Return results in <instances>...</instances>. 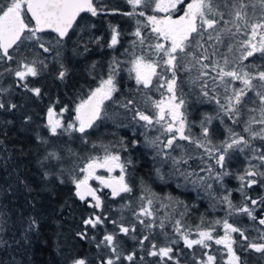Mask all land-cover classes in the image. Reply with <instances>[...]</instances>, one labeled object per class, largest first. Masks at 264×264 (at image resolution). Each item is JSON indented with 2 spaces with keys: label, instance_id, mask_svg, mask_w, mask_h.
I'll use <instances>...</instances> for the list:
<instances>
[{
  "label": "snow or ice",
  "instance_id": "6c2138e0",
  "mask_svg": "<svg viewBox=\"0 0 264 264\" xmlns=\"http://www.w3.org/2000/svg\"><path fill=\"white\" fill-rule=\"evenodd\" d=\"M125 3L130 10L120 12L109 9L102 0H0V64L7 65L0 76L5 72L12 75L23 82L19 87L38 98L42 90L29 87L28 78L42 75L51 60L58 65L56 79L64 81L69 69L62 54L73 36L78 37L74 54H82L81 46L87 53L92 43L113 50L123 46L125 34L118 25L109 24L108 39L101 44L103 37L92 34L96 25L88 23L84 14L95 18L119 13L135 23L128 34L133 37L128 46L120 56L111 58L94 88L79 96L71 107L63 105L58 109L59 99L47 107L42 127L48 135L36 134L37 143L44 146V155L38 161L42 178L59 184L70 182L74 196L92 209L103 208L105 189L109 190L106 195L113 199L133 193L129 169L134 170V161L130 157L122 159L121 152L113 150L115 145L93 144L92 148H99L102 153L81 156L68 143L79 139L88 144L89 130L97 121L109 118L106 102H110L130 114L129 124L120 126L142 130L139 134L145 147L152 150L153 161L158 160L161 166L170 163L173 174L199 188L211 207L222 210L224 216L208 220L202 215L194 229L186 227L182 219L173 221L169 217L157 222L159 209L153 210L152 198L155 194L141 179L142 193L146 194L139 197L142 204L132 213L136 223L109 221L116 231L106 232L95 242L98 250L106 249L108 253L99 256L97 264L124 261L133 264L137 253L121 251L122 242L118 240L121 234L126 237L131 234L130 238L137 241L142 251L148 242L146 254L158 258L156 264H182V250L175 247L179 241L189 250L197 246L203 249L199 257L193 253L194 264H248L246 253L259 254L264 261V195L250 194L256 187L264 189V0H125ZM90 67L95 71L96 64ZM124 72L134 81L135 88L116 99L121 90L119 78ZM9 91L10 87L0 88V94ZM193 100L213 106L211 113L201 115L198 124L190 120ZM17 107L0 96V110L13 111ZM31 119L25 116L24 122ZM214 122H219L224 132L218 142L213 138ZM194 126L200 129L198 135L192 131ZM236 126L241 131H236ZM63 137L68 141H63L60 147H48L53 138ZM139 143L132 141L133 147ZM119 146L122 151L128 150L124 138ZM0 160H3L0 167L6 168L11 157ZM233 160H242V165L232 168ZM190 162H195L196 167ZM100 169L108 175L98 174ZM117 170L119 174L113 175ZM155 172L163 179L161 167H156ZM17 179L26 192L33 191L26 180L19 178V173ZM229 180L236 181L235 187L229 186ZM90 181L98 182L99 187ZM13 187L9 184L3 191L11 192ZM234 193L239 194L238 201ZM127 207L130 203L122 205ZM187 213L185 205L179 215ZM9 216L0 207V251L12 248L4 238L9 231ZM239 217L252 221L251 227L239 226L238 219H234ZM106 220V215L94 211L82 223L85 229H96ZM137 224L148 234L138 237ZM168 224L179 241L165 231ZM157 228L165 239L160 246L150 240V234ZM38 229L35 217L26 220L22 217L20 238L13 236L12 243L29 244L31 234ZM76 236L88 238L86 230ZM213 244L219 246L215 252ZM139 259L144 261V256ZM0 264L22 262L13 256L10 261L0 260ZM69 264L90 262L86 257L72 256Z\"/></svg>",
  "mask_w": 264,
  "mask_h": 264
},
{
  "label": "trees",
  "instance_id": "16d2710c",
  "mask_svg": "<svg viewBox=\"0 0 264 264\" xmlns=\"http://www.w3.org/2000/svg\"><path fill=\"white\" fill-rule=\"evenodd\" d=\"M109 9H119L120 12L129 11L130 6L125 3V0H102ZM150 14V13H149ZM88 23H94L95 29L92 34L95 36H102L101 44H105L109 35V24L118 25L121 31L125 34L123 37V46H118L116 50L109 49L105 46L101 47L97 44H89V51L83 52V47H80V53L74 54L73 48L76 46L77 36H73L71 41L66 43L65 50L62 54L63 62L69 69L68 75L64 81L56 79V71L58 65L49 60V69L42 73V75L28 78L29 87H39L42 90V96L36 97L31 92L26 91L19 84L23 82L17 81L12 75L3 73L0 76V88H9L8 93H2L0 96L5 101H11L18 105L16 110L5 111L0 110V157L5 160L10 156L7 167H0V207H4L10 214L9 216V231L4 234V238L12 244V248H5L0 251V260L10 261L14 256L22 264H69V258L72 256L86 257L90 264H97V258L101 255H107V250H98L95 247V242H98L106 232H114L116 228L111 224L110 220H118L125 225L136 223L132 213L138 211L142 201L139 197L142 194L141 179L147 185L151 192L155 195V205L165 204L163 202L164 196H174L178 202L188 206L187 215L181 219L188 225H196L200 223L201 216H206L208 219L218 218L222 216L221 212L211 210L212 207L206 198H203V192L194 186L185 184L182 177H178L170 170L169 165L161 166L160 162L153 161L152 150L145 147L143 137L139 132L131 126L122 127L121 123L128 125L130 114L125 113L123 109L106 102V111L109 118L97 121L96 126L89 130L88 144H82L79 139L68 141L67 137L60 140L53 138L49 148L60 147L63 141H68L72 148L80 153L81 156H87L94 153H102L99 148L93 149L92 145H115L114 151H120L122 159L131 158L134 161L135 167L129 169V179L133 185L134 191L131 194H125L121 199L111 198L106 195L108 192L102 194L104 206L102 209H92L86 203L80 201L74 196V186L69 182L59 184L55 180H44L42 178V169L38 163L44 155V146L36 141V134L47 136V130L42 127L45 122V114L47 107L55 100L59 99L60 104L57 108L68 105L71 107L79 96L85 95L90 88L97 85L100 75L106 71L107 65L113 56H120L123 48L128 46V41L132 39L129 33L134 30L135 23L133 19L117 14L101 15L95 18L84 14ZM143 19V18H141ZM84 40H88V36H84ZM95 63V71L91 70V65ZM15 67L14 64L11 65ZM7 67V65L0 64V72ZM120 79V93L116 94V99L122 96H127L131 90L135 88L134 81L128 79L127 73H121ZM187 91V89H185ZM157 96L156 93H152ZM158 98V97H157ZM194 104L196 105L195 101ZM197 110L193 113L190 111V120L195 117L201 118L203 113H211L213 106L209 104H197ZM195 114V115H193ZM31 116L30 122L25 123L24 117ZM119 116L118 118H116ZM65 119H68V113H65ZM11 121V123H7ZM198 124V122H197ZM197 126L193 127V131H197ZM215 134L214 141H219L224 136L223 128L219 122H214ZM237 131H241L239 126H236ZM155 134V133H153ZM77 136L79 134H76ZM124 138L127 144V151H122L119 146V141ZM139 140L140 143L133 147L132 141ZM181 143V142H180ZM240 160H233V164ZM3 160H0V164ZM192 163L195 168L196 163ZM156 167H161V174L163 179L157 176L155 172ZM240 167V165H238ZM237 167V168H238ZM15 169V171H14ZM235 169V168H234ZM26 180L32 187V192H26L19 184L17 179ZM9 184L14 185L11 192H5ZM236 181L229 180V186L235 187ZM98 187V185H97ZM256 189V190H255ZM250 190V194L254 197L263 195L260 188ZM169 195V196H168ZM236 200H239V194L234 193ZM171 198V197H170ZM130 203V207L122 208V205ZM34 205V206H33ZM159 207V206H158ZM164 208H160L156 216L157 222L160 218L168 219L170 216H162ZM97 214L106 215L108 220L96 229L87 228L82 221L93 212ZM33 216L39 223L38 231L31 234V242L29 244L16 245L12 243L13 236L15 239L20 238V221L23 217ZM178 217V216H175ZM175 217L171 218L173 221ZM246 219V217H245ZM247 220V219H246ZM242 220H240L241 222ZM250 223L248 228L251 227ZM136 235L142 236L148 234L147 230L139 224L136 225ZM87 231V239H80L76 236L77 232ZM165 231L174 239L179 241V237L173 235L172 225L168 224ZM154 234H150V240H154L158 246L165 243V239L160 235V230L154 229ZM252 234V233H251ZM95 237V241L92 240ZM131 234L129 236H118V240L122 242L121 251L129 253L136 251L137 256L133 264H156L158 258L148 257L146 252L149 247L148 242H145L144 250L142 251L137 241L132 240ZM180 242V241H179ZM177 248L178 245H175ZM181 249V247L179 246ZM195 249V248H194ZM256 253H246L248 255ZM259 255V254H256ZM144 256V261L139 259ZM123 264H129L124 261ZM251 264V263H248ZM252 264H264V261L255 260Z\"/></svg>",
  "mask_w": 264,
  "mask_h": 264
},
{
  "label": "rangeland",
  "instance_id": "374dc122",
  "mask_svg": "<svg viewBox=\"0 0 264 264\" xmlns=\"http://www.w3.org/2000/svg\"><path fill=\"white\" fill-rule=\"evenodd\" d=\"M190 99H193V98H191L190 97ZM198 103H196V105H197ZM196 105L194 104V100H193V104H192V106H191V108H190V111H193V113L194 112H196V110H197V107H196ZM192 114V113H191ZM193 115H195V114H193ZM119 116H117L116 118H118ZM191 117V116H190ZM196 120V118L194 117L193 118V121H195ZM199 120H200V118L199 119H197V121L196 122H199ZM198 127V126H197ZM193 131V130H192ZM199 131H200V129H199V127L197 128V131H193V133L194 134H196V135H198L199 134ZM237 131V130H236ZM223 137H221L220 139H222ZM181 143H184V142H181ZM242 165V160H240V163L239 162H237L236 163V165ZM238 165L237 166H235L234 164H233V167L234 168H237L238 167ZM98 174H102V175H108V173H106L103 169H100V170H98ZM119 174V172H118V170L116 171V172H114L113 173V175H118ZM170 176H172V177H174V174H170ZM178 176V175H177ZM179 177V176H178ZM91 182V181H90ZM185 184H189L190 186H193L191 183H187L186 181H185ZM257 188H260V187H257ZM255 189V188H254ZM256 190V189H255ZM260 190L263 192L262 194L264 195V189H261L260 188ZM169 196V195H168ZM169 197H171V200H169V199H167L168 197L167 196H164V198L162 199L163 200V202H165V204L164 205H170V204H173L174 205V209L173 210H175L176 211V213H177V216L178 217H175V219H181L182 217L179 215L181 212H183L184 211V204L183 203H181V202H178V201H176L175 199H173L174 198V196H169ZM254 197V196H253ZM203 198H204V194H203ZM236 199H238V198H236ZM206 200L208 201V199L206 198ZM238 201V200H237ZM156 206H157V204L155 205V203H154V208H153V210L154 211H156ZM159 207H157V209H160L161 207H160V205H158ZM211 210H214L213 208L211 209ZM215 211H219V212H221L222 214V216H224V212L222 211V210H218V209H215ZM163 214H162V216H164V214L165 215H170V214H172L171 213V211H170V207H167V208H164L163 209V212H162ZM156 216H157V214H156ZM222 216H218V218L219 217H222ZM161 219V218H160ZM174 219V220H175ZM207 219H208V217H207ZM212 219H215V218H212ZM211 219V220H212ZM234 219H238V221H239V226H241V227H248L249 225H250V223L252 222V221H250V220H248L247 219V217H246V219H245V217H239V218H234ZM208 220H210V219H208ZM240 220H242L241 222H240ZM182 223L187 227L188 226V224H186V223H184V221L182 220ZM197 224H199V223H196V225ZM196 225H193V229L195 228V226ZM218 231H219V229H218ZM252 235H255V233L253 232L252 233ZM217 247H219V246H216V245H214L213 244V248H212V251L213 252H215V250H216V248ZM202 252H203V250L202 249H200L198 246L197 247H195V250H194V253H195V255H197V257H198V254H202ZM255 260H258V261H262V260H260L259 259V255H256V254H252V255H248V263H251L252 264V262H255Z\"/></svg>",
  "mask_w": 264,
  "mask_h": 264
},
{
  "label": "flooded vegetation",
  "instance_id": "af4514ba",
  "mask_svg": "<svg viewBox=\"0 0 264 264\" xmlns=\"http://www.w3.org/2000/svg\"><path fill=\"white\" fill-rule=\"evenodd\" d=\"M90 183H92L94 187H97V185L99 187V184L96 181H91ZM105 192H109V190L105 189ZM157 207H158V205L156 206V209H157ZM173 209H174V205L173 204H170V211H171L172 214H170L169 216L171 218L177 216L176 211L173 210ZM156 214H157V216H159L158 211H156ZM188 226L193 227V225H188ZM177 245H178L177 249L182 250V254L180 255V259L182 261V264H194V261L192 259V256H193V253H194V250L195 249L189 250V249L185 248L182 241H180ZM179 246L181 247V249L179 248ZM201 255L202 254H198V257L201 256Z\"/></svg>",
  "mask_w": 264,
  "mask_h": 264
}]
</instances>
